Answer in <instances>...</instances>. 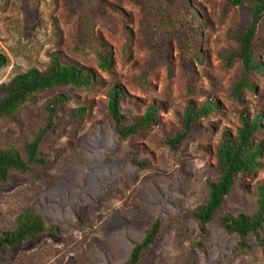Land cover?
<instances>
[{"label": "rangeland", "instance_id": "1", "mask_svg": "<svg viewBox=\"0 0 264 264\" xmlns=\"http://www.w3.org/2000/svg\"><path fill=\"white\" fill-rule=\"evenodd\" d=\"M83 1L0 0V51L8 57L0 68V86L31 67L46 68L56 51L98 73L95 87L42 92L15 119L0 123V145L21 146L38 131L43 104L53 95L70 96L65 109L90 107L80 124L59 119L45 137L41 151L47 166L38 169L40 177L36 171L13 172L0 186L1 228L12 229L27 207L60 226L57 234H42L7 250L0 264H123L154 219L160 220L157 242L139 264H264V225L263 243L249 235V248L242 250L212 223L201 248L188 219L205 202L207 182L216 178L221 133H235L241 114H260L256 138L264 140V76L253 77L254 90L245 92L242 101L231 95L242 69L236 32L248 23L247 12L232 0H186L196 13L191 19L181 0H93L94 33L108 42L114 56L107 72L97 68L92 49H73ZM255 41L264 64V15ZM113 86L123 90L121 108L127 120L153 104L159 109L157 121L119 140L107 116L106 91ZM205 100L216 109L172 149L167 138L180 128L177 115L187 102ZM260 161L253 175L235 185L219 214L255 209L264 155Z\"/></svg>", "mask_w": 264, "mask_h": 264}, {"label": "trees", "instance_id": "2", "mask_svg": "<svg viewBox=\"0 0 264 264\" xmlns=\"http://www.w3.org/2000/svg\"><path fill=\"white\" fill-rule=\"evenodd\" d=\"M182 6L188 10V16H196L186 0H181ZM93 0L79 3L77 30L74 40V51H85L90 48L94 52L97 68L110 71L114 64V56L108 42L94 33L90 15ZM231 4L242 7L249 16L248 23L236 32L238 51L236 58L241 63V72L234 81L231 95L242 101L245 92L253 91V77L264 76V64L257 56L256 31L261 17L264 15V0H232ZM78 5V4H77ZM78 7V6H77ZM197 31V30H196ZM182 50V44L179 42ZM192 54L198 58V50L191 43ZM61 52L50 55L48 65L44 69L31 67L25 72L16 74L7 83L0 86V123L3 120L15 119L17 113L26 105L34 104L38 94L57 87L72 86L90 89L98 85V73L94 69L79 62L67 60ZM228 60H233L229 57ZM8 62L6 54L0 51V68ZM107 116L113 121L119 140H126L150 128L158 118V106L148 105L143 113L127 120L122 112L121 103L124 99L123 90L118 86L107 88ZM70 96L57 93L49 98L42 107L43 121L38 131L30 141L21 146L14 144L0 145V186L6 182L13 172L21 174L40 172L47 166V157L41 151L45 137L55 128L59 119L65 123L80 124L90 113L88 105H79L65 109ZM216 109V104L205 100L195 105L189 101L177 117L180 128L167 143L176 149L188 139L195 126L203 118ZM262 116L240 115V125L235 133L223 131L216 145L215 170L216 178L207 182V197L204 203L191 210L188 219L195 225L198 235L195 239L198 247H203V239L210 237L208 225L215 223L223 231L237 249H248V236L253 235L259 243H263L261 232L264 225V177L255 191V209L251 211L225 212L219 214L225 199L231 194L235 185L253 175L261 166L264 155V140L256 138L261 125ZM46 172V170H45ZM160 220L154 219L144 237L133 242L127 260L123 264H139L142 254L153 247L158 238ZM60 226L47 219L35 207L23 209L16 217L12 229L0 227V259L7 250L42 234H57ZM205 253V250H202Z\"/></svg>", "mask_w": 264, "mask_h": 264}]
</instances>
